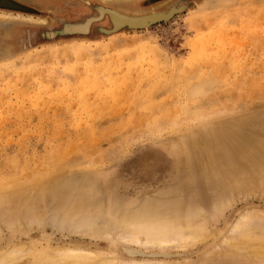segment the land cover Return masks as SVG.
I'll return each mask as SVG.
<instances>
[{
  "label": "rangeland",
  "instance_id": "1",
  "mask_svg": "<svg viewBox=\"0 0 264 264\" xmlns=\"http://www.w3.org/2000/svg\"><path fill=\"white\" fill-rule=\"evenodd\" d=\"M7 2L21 9L0 8L4 245L232 264L210 254L216 243L240 212L264 219V0ZM166 13L145 28L114 21ZM79 193L86 206L104 199L111 219L112 200L192 203L202 237L162 250L59 232V197ZM241 239L264 253V232Z\"/></svg>",
  "mask_w": 264,
  "mask_h": 264
},
{
  "label": "bare ground",
  "instance_id": "2",
  "mask_svg": "<svg viewBox=\"0 0 264 264\" xmlns=\"http://www.w3.org/2000/svg\"><path fill=\"white\" fill-rule=\"evenodd\" d=\"M101 1H108V0H101ZM115 1H125V0H115ZM3 3L10 4L7 1H3ZM169 16L170 15H163V14H154V15H148L138 18H128V17L118 16L115 18L114 21L118 24H125V23L141 24L147 21H155L161 18H168ZM0 17L2 18L1 14ZM5 17L11 18V16L7 17V15L4 16L3 18L6 19ZM208 151H209L208 149H206L205 152L203 151L204 153H206L207 157L210 156ZM201 158L203 157L201 156ZM201 161L202 160H200V162ZM46 188L49 187L46 185L45 189ZM81 194L82 193H79V196L77 195V197L74 198H72L73 197L72 196L70 200L65 199V197H59V201L61 203H59L58 209L60 215L62 216V221L60 223L62 225L59 224L61 228L57 227L59 232H61V229L62 230L66 229L68 230V232H70L71 234L73 233L75 235L76 234L86 235V236L95 235V236H106V237H110L111 234H113L114 235L113 239H116V241L117 240L122 241L121 243L133 245L142 249H162V250L174 248V247H176L177 249L178 244L193 243L197 240H200L202 237V235L196 230V226L200 222L199 215L201 214V212H203V209L192 203H186V202L183 203L184 201L183 202L172 201V203L169 204L168 201L166 203L164 200H161V202H159L160 201L159 200L157 202H154V204L153 203L150 205L144 204L143 206L139 205V207L141 206V208H139L136 205L135 206L122 205L112 200L108 202V209L110 205L115 207L113 209V211L115 212L114 213L115 217L111 219L109 217L108 210L106 214L101 211V206L105 204L104 199L99 197L96 200H92L93 202L90 205L88 204V206H86L84 197H82L83 194L82 195ZM73 195L75 196L76 194ZM222 205L223 203L220 206ZM135 207L137 209H135ZM209 208L210 211L211 210L213 211L216 210L217 206L211 205ZM250 209L253 210V208ZM255 211L256 210L252 211L251 214H254L253 212ZM205 212L208 213V210H205ZM240 213L244 215L241 214L239 217H237V219L235 220V222H233V224L230 226L228 231H226L227 236L221 238L222 240H220V242L218 241L219 243L218 242L216 243L217 247H215L210 253V254L213 253L214 256L215 255L217 256V257L215 256L214 259L217 258L221 259L220 262L225 261L231 263L230 261H232L233 262L232 264H239L242 261L248 262V260H252V261L256 260V262H258V260L259 261L264 260V253L260 252L259 250L260 247L258 244H248L249 242H245L241 239L242 235L244 236L248 235L252 231L264 232V219L262 217H259L258 215H251L250 211H248L247 214L245 212H240ZM64 224H66V228L63 229L62 227H64ZM40 227H43L41 226V223H40ZM55 229L56 228L54 227V231ZM1 234L2 232L0 233V244H1L0 264H13L20 256H25V258L28 257L30 264H119V263L154 264L156 263V262H141L135 260L123 261L118 259H109V260L101 259L98 261H94V254L89 250L86 251L85 249H79V248L52 249L49 246H43V244H39L37 248H32L29 245L22 243L20 244L15 243L16 245H14L13 247H9L8 246L10 245L9 243L8 245H4V243L1 241L2 240ZM125 251L127 255H132L135 252L131 250H125ZM191 262H189V264Z\"/></svg>",
  "mask_w": 264,
  "mask_h": 264
},
{
  "label": "water",
  "instance_id": "3",
  "mask_svg": "<svg viewBox=\"0 0 264 264\" xmlns=\"http://www.w3.org/2000/svg\"><path fill=\"white\" fill-rule=\"evenodd\" d=\"M3 1H7V0H0V8H10V9H17V10L21 9L19 6L15 5L14 3L12 5H10V4L3 3ZM171 15L168 18H161V19H158V20H155V21H147V22H144V23H141V24H130V23L129 24L125 23V24L127 26L131 27V28H145V27H148L149 25H151L153 23H156V22H159V21H162V20H167V19H169L171 17Z\"/></svg>",
  "mask_w": 264,
  "mask_h": 264
}]
</instances>
